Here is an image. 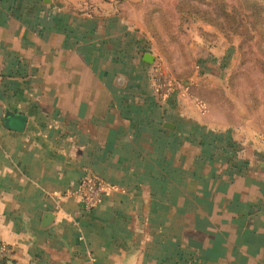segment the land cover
<instances>
[{
    "label": "crops",
    "instance_id": "crops-1",
    "mask_svg": "<svg viewBox=\"0 0 264 264\" xmlns=\"http://www.w3.org/2000/svg\"><path fill=\"white\" fill-rule=\"evenodd\" d=\"M153 6L175 3L0 0V245L9 248V264H186L187 255L197 264H264V241L248 244L258 250L249 256L229 236L219 242L207 233L206 245L185 240L198 231L180 225L185 212L171 206L169 183H178L167 170L179 131L164 124L190 117L221 129L241 120L249 128L251 109L243 95L234 102V64L222 80L196 71L181 80L187 89L154 95L144 62L153 53L142 50L153 42L145 20ZM177 18L184 34L171 45L170 65L208 72L207 41H219L221 52L227 46L204 22ZM190 82L202 96L187 94ZM258 116L264 119V108ZM92 174L112 189L82 216L69 191ZM46 213L54 219L43 228Z\"/></svg>",
    "mask_w": 264,
    "mask_h": 264
},
{
    "label": "rangeland",
    "instance_id": "rangeland-1",
    "mask_svg": "<svg viewBox=\"0 0 264 264\" xmlns=\"http://www.w3.org/2000/svg\"><path fill=\"white\" fill-rule=\"evenodd\" d=\"M169 1H174L176 7L179 0ZM226 1L228 4L233 3L234 7L246 6L244 0ZM254 1L261 11L249 9L248 20L242 16L237 18L248 26L247 33H243L242 27L237 31L225 32L204 22L220 34L222 47L227 46V49L221 52L219 41H207L210 43L206 45L209 55L208 72H201L197 64L193 65L192 73L191 69L185 73L176 72L170 65L171 45L180 43L184 34L182 28L185 25L179 24L175 7L164 9L169 11L170 16L159 10L154 25L157 36L153 37L149 32L153 42H147V45L144 42L145 48L142 49L152 51L153 55L162 60L177 81L175 91L187 89L185 86L183 88L181 80H188L187 78L196 71L201 77L216 76L222 80L227 77L226 71L234 64L238 68L230 70L228 77V81L233 83L230 88L232 93L234 92V102L241 104L243 95L250 103L249 128L243 126L241 120L235 121L231 128L221 129L209 126V123L198 118L194 121L190 117H180L176 126L171 124L172 129L164 124L171 132L179 131L178 135L171 139L169 161L172 163L167 172L168 177H174L179 186L169 183L170 191L175 196L171 206L185 212L179 224L184 223L185 227L198 231L196 237L187 234V242L207 240L204 243L206 245L212 241L209 237L213 236L222 239L219 242H224L222 235L231 237L237 243L236 246L247 248L251 242L264 241V236H260L264 235V119L258 116L259 110L264 108V0ZM165 17L169 18L168 24L161 21ZM121 78L126 79L122 75ZM246 80L250 94L243 87ZM188 85L191 86L187 91L188 95L197 92L198 96L203 95L201 87L197 86L195 89L191 82ZM152 89L154 95L160 98L153 87ZM239 107L240 119L246 120L245 107ZM175 161H179L178 168L174 165ZM177 196L179 199L176 200ZM207 233H210L209 237ZM231 249L234 253L237 251L234 247ZM246 251L249 256H256L258 253L257 249L250 246ZM210 254L218 256L214 252ZM261 254L264 255V252ZM193 258L197 257L187 255L186 264H197Z\"/></svg>",
    "mask_w": 264,
    "mask_h": 264
},
{
    "label": "trees",
    "instance_id": "trees-1",
    "mask_svg": "<svg viewBox=\"0 0 264 264\" xmlns=\"http://www.w3.org/2000/svg\"><path fill=\"white\" fill-rule=\"evenodd\" d=\"M244 1L245 8L242 6L234 7L233 3L228 4L226 0H179L175 11L181 21L189 19L200 20L207 24L215 25L225 32L237 31L239 27H242L243 33H247L249 30L248 26L238 21L237 18L242 16L248 20L249 9L250 11H255L256 9L261 11V8H258L254 0ZM159 10H162L166 16H170L168 10H164V8L159 6H153L149 8L145 17L147 30L153 37L157 36L154 31V25H156ZM166 18L161 20L163 24H168L169 18ZM149 66L151 68L150 64ZM82 216H86V214H82Z\"/></svg>",
    "mask_w": 264,
    "mask_h": 264
},
{
    "label": "built area",
    "instance_id": "built-area-1",
    "mask_svg": "<svg viewBox=\"0 0 264 264\" xmlns=\"http://www.w3.org/2000/svg\"><path fill=\"white\" fill-rule=\"evenodd\" d=\"M151 81L154 91L161 99L170 97L178 86L176 79L157 56H154L151 64ZM111 189L112 186L103 177L92 174L72 188L69 195L76 199L81 214H88L103 202ZM8 255L9 248L0 245V264H9Z\"/></svg>",
    "mask_w": 264,
    "mask_h": 264
},
{
    "label": "water",
    "instance_id": "water-1",
    "mask_svg": "<svg viewBox=\"0 0 264 264\" xmlns=\"http://www.w3.org/2000/svg\"><path fill=\"white\" fill-rule=\"evenodd\" d=\"M154 61V56L151 55V54H145L144 56V62H146L147 64H152ZM123 81H124V78H121V77H118L116 82L118 85L122 86L123 85ZM121 82V83H119ZM166 127H169V128H173V125L171 124H166ZM53 219H54V216L53 214L51 213H46L44 216H43V228L45 227H48L52 222H53Z\"/></svg>",
    "mask_w": 264,
    "mask_h": 264
}]
</instances>
